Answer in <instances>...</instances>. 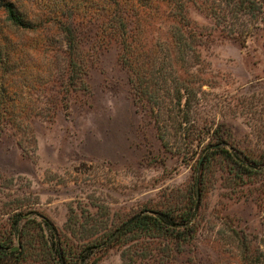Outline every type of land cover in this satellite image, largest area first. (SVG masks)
Wrapping results in <instances>:
<instances>
[{"label":"rangeland","instance_id":"374dc122","mask_svg":"<svg viewBox=\"0 0 264 264\" xmlns=\"http://www.w3.org/2000/svg\"><path fill=\"white\" fill-rule=\"evenodd\" d=\"M14 1L39 21V31L55 48L63 47L58 20L78 27L83 54L90 61V90L69 92L68 108L58 110L52 120L37 118L35 139L24 147L13 136L0 135V236L9 231L17 212L23 218H47L63 231L72 210L83 222L81 231L102 232L141 212H178L192 203L198 225L194 240L182 245V253L165 254L166 239L143 237L113 247L101 257L96 252L82 264H125L123 248L135 260L130 264H241L237 233L249 234L253 245L264 250V158L252 174L242 173L238 164L243 154L256 159L264 154V23L260 19L241 43L199 8L203 0L188 2V18L204 34L189 70L203 82L189 114L165 98V108L157 117L155 109L150 111L147 103L135 99L118 47L91 45L109 37L103 28L114 18L109 15L114 9L109 0H61L53 9L47 5L50 0ZM123 7L130 24L144 26L143 40L155 44L162 61L158 69L173 77L174 68L162 58L167 53L163 17L167 5H159L157 14L151 10V0H130ZM0 16H4L1 9ZM35 55L45 62L44 54ZM48 58L62 60L54 50ZM161 85L167 94L172 92L168 82ZM29 98L48 105L61 99L50 91H35ZM208 144L226 148L232 156L237 151L243 154L216 157L204 171L198 160L216 148L205 151ZM201 172L196 198L192 190ZM19 249L15 236L10 250ZM33 256L37 261L29 258L22 264H39L40 256Z\"/></svg>","mask_w":264,"mask_h":264},{"label":"trees","instance_id":"16d2710c","mask_svg":"<svg viewBox=\"0 0 264 264\" xmlns=\"http://www.w3.org/2000/svg\"><path fill=\"white\" fill-rule=\"evenodd\" d=\"M60 1L50 0L47 5L51 9L59 8ZM62 1L67 3L69 0ZM109 1L114 6L109 15L114 18L110 17L103 27L109 37L95 40L91 45L97 43L105 48L112 44L118 47L119 60L128 70L135 99L147 103L150 111L155 109L157 117L165 108V98L174 101V106H178L183 114H189L197 99V88L203 82L189 70L198 58L196 47L204 36L187 15V3L198 4L197 0H151V10L154 9L156 14L159 5L165 3L168 7L167 15L163 16L167 21L164 34L167 53L162 58H168L174 68V76L170 78L157 67L162 61L155 44L141 37L144 26L130 24L125 19L127 11L123 6L130 0H122V6L120 0ZM198 6L223 26L227 36L241 43L245 42L254 21L260 19L264 23V0H203ZM0 9L4 14L0 16V135L9 134L19 146L24 147L26 142L35 139L33 123L37 118L52 120L58 110L68 108L65 97L69 92L84 94L90 90L87 82L90 61L83 54L85 46L77 36L78 27L75 25L58 20L56 28L62 35L63 47L55 48L46 34L39 31V21H33L21 4L14 0H0ZM53 50L62 56L60 62L48 58ZM35 53L44 54L45 62L38 61ZM54 69L57 72H53ZM161 82L169 83L170 94H167L165 86H160ZM50 83L52 85L49 86ZM35 91H50L61 99L49 105L33 102L29 96ZM211 147L216 146L208 144L205 151ZM207 152L209 154H203L198 160V166L204 171L216 157L233 159L238 157L237 154H243L237 151L232 156V152L219 147ZM263 158L264 154L259 159L243 154L241 164L238 162L240 171L254 173ZM202 174L194 180L192 194L196 198L201 192ZM151 211V214L138 213L126 221L106 227L102 232L81 231L83 222H79L72 210L63 231L47 218H23L17 212L11 217L9 231L0 236V264H22L29 258L37 261L33 255L40 256L39 264H82L96 252L101 257L113 247L125 246L143 237L166 239L171 246L167 243L165 254L171 251L182 253V245H189L194 240L198 225L192 203L178 212L174 209ZM236 235L241 247V264H264V250L253 245V238L247 233ZM15 236L19 239L20 249L10 250ZM75 239L79 240L75 242ZM121 256L125 264L135 261L126 248L122 249Z\"/></svg>","mask_w":264,"mask_h":264}]
</instances>
